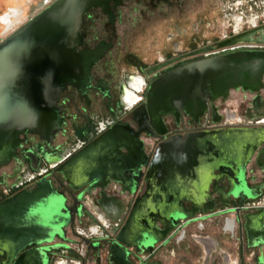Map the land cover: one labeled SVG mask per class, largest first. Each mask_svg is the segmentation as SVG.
<instances>
[{"label": "flooded vegetation", "instance_id": "1", "mask_svg": "<svg viewBox=\"0 0 264 264\" xmlns=\"http://www.w3.org/2000/svg\"><path fill=\"white\" fill-rule=\"evenodd\" d=\"M53 1L40 0L36 14ZM3 4L0 28L8 32L24 11ZM125 10L131 29L152 39L148 60L120 43ZM82 20L79 50L95 53L97 60L87 81L60 94L57 105L65 124L51 142L19 136L14 156L0 168L11 167L0 174V206L35 193L45 182L70 208L72 196L82 194L73 222L54 240L58 247L48 252L46 264H264V138L250 143L241 184L206 169L208 182L202 186L197 168H208L216 156L212 145L194 157L192 170L174 167L166 158L151 168L158 133L182 138L230 130L264 133V90L257 96L231 90L226 99L208 101L200 114H159L152 124L150 119L144 124L141 111L149 87L183 66L264 51V0H117L106 9L88 10ZM131 32L133 41L138 35ZM232 92L236 101L230 106ZM131 130L141 132L132 153L105 139L110 131ZM90 147L112 161L122 159L129 172L138 159L137 184L125 178L127 170L101 168L98 183L82 186L88 177H77L71 160ZM33 243H21L11 264H36L24 257L36 250Z\"/></svg>", "mask_w": 264, "mask_h": 264}, {"label": "water", "instance_id": "2", "mask_svg": "<svg viewBox=\"0 0 264 264\" xmlns=\"http://www.w3.org/2000/svg\"><path fill=\"white\" fill-rule=\"evenodd\" d=\"M110 2L117 0H54L0 42V168L14 156L19 136L37 135L51 142L61 131L65 122L57 105L60 94L68 86L87 81L88 72L97 60L95 53L79 50L83 16L92 8L106 9ZM231 90L256 96L264 90V51L235 53L183 66L154 82L141 109L144 124L148 119L152 124L153 117L159 114L177 116L180 110L190 116L200 114L208 101L226 99ZM130 133L110 131L105 139L132 153L130 148L138 144L136 139L141 132ZM154 138L158 145L151 168L166 158L172 159L174 167L192 170L194 157L209 145L217 148L208 168L196 167L202 171L204 186L208 182L206 169L229 181L243 183L244 163L251 153L249 145L264 138V133L230 130L184 138L158 133ZM91 148L86 150L88 154L78 153L71 160L73 173L81 179L88 177V181L81 182L82 186L98 183L102 169L111 173L128 169L123 167L122 159L112 161L105 153L88 151ZM138 158L143 159L141 154ZM135 161L133 170L125 173V178L130 176L134 185L135 177L141 174L138 168L141 162ZM72 199L70 208L66 198L45 182L35 193L17 195L1 204L0 264H11L21 252L20 244L31 240L36 250L24 257L32 258L36 264H46L48 252L58 247L54 240L61 239L64 228L73 222L82 194Z\"/></svg>", "mask_w": 264, "mask_h": 264}, {"label": "rangeland", "instance_id": "3", "mask_svg": "<svg viewBox=\"0 0 264 264\" xmlns=\"http://www.w3.org/2000/svg\"><path fill=\"white\" fill-rule=\"evenodd\" d=\"M5 2H7L9 5L13 6L14 8H18V9L23 10L24 16L21 20H19L18 22H15L12 30H10L8 32H7V29H1L0 28V42L3 39H5L13 30L18 29L23 24H25L29 19H31L33 16L36 15L40 0H0V4H1L0 5V17L6 11L7 6L3 4ZM123 14H124L123 23L121 24V26L118 27V35H119V37H121L120 38L121 45H124V44L127 45L128 44L127 47L129 49V51H131V53H132V49H136V50H138L137 53L140 51L139 52V55H141V56H139L140 58L143 57V58L148 60L149 55H147L146 51L148 50L149 47H151L152 39L149 37V35L144 36V35H140V33H139V35H140L139 36L137 33L138 31L135 32V29L132 30L131 29L132 23L130 21L131 19L129 18L127 10L123 11ZM157 24L158 23L153 24V25H145V27H146L145 30L150 31V29H152V27L156 26ZM130 31H132L131 32L132 34H134L136 36L138 35V38L136 37V39L132 41V39H130V37H129ZM143 42H145V43H143ZM143 50H145V51H143ZM231 95H232L231 98H229L227 100V104L230 106L232 103H234L236 101V98H235L236 95L233 92L231 93ZM10 169H11V167H9L7 169H2L0 171V174L5 173V172H10Z\"/></svg>", "mask_w": 264, "mask_h": 264}]
</instances>
